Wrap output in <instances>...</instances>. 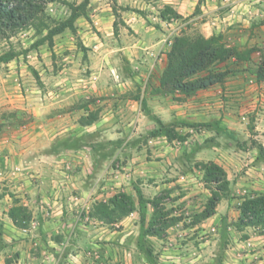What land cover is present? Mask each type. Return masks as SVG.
Returning <instances> with one entry per match:
<instances>
[{
  "label": "rangeland",
  "instance_id": "rangeland-1",
  "mask_svg": "<svg viewBox=\"0 0 264 264\" xmlns=\"http://www.w3.org/2000/svg\"><path fill=\"white\" fill-rule=\"evenodd\" d=\"M83 1L58 0L49 4L46 10L47 24L53 26L68 19L72 5L79 6ZM150 27L153 34L145 31ZM47 34V29L39 31L29 27L10 39L0 40V55L9 50L17 53L9 62L0 63L2 132L7 126L24 125L37 119V109L34 110L33 106L20 100L8 102V91H14V98L29 94L33 102L37 103V95L44 86L43 76L47 73L43 70L57 65V45L67 41L71 46L67 50L68 58H60L59 63L62 67L73 66L77 78L85 80L91 76L92 66L97 68L102 64L114 69L121 68L125 73L121 77L122 81H125V77H132L134 71L142 69L149 73L144 92L148 98L162 92L153 86L154 62L147 56L160 60L164 54V61L166 58L168 62V52L178 36L194 39L222 34L226 46L242 54V58L234 56L227 61L226 66L237 70L229 77L248 74L249 83L252 84L251 80L259 81L258 65H264V0H90L86 13L77 18L74 30L66 29L54 36L52 42L45 40ZM156 35L164 39V48L158 56L152 54L149 48L146 52L142 50V57L141 54L137 57L132 51L121 49L146 36H149L145 39L146 46L152 47L150 42ZM165 47L167 50H164ZM93 52L99 56L101 53L104 57L108 55V61L105 59L102 63L100 57H91ZM221 65L225 67V64ZM170 97L175 105H180L185 96L176 93L170 94ZM142 107L146 117L140 123V133L132 138H122L121 150H126L125 157L132 159L135 153L136 159H139L145 157L141 150L148 147L149 155L146 157L157 161L161 156L154 155L150 145L155 140L161 145L162 138L165 144L174 149L173 163L176 171L172 175L158 177L138 176V181L145 177L147 179L144 180L146 184L143 190L137 185L134 189L130 187V192L114 190L109 196L92 203L86 202L83 207L80 206L66 216L62 230L52 236L40 233L41 221L32 214L26 227L14 228L10 223L11 229L0 219V264H226L228 252L238 244H243L239 252L242 254L260 244V238L257 237L264 235V227L249 226L240 230L236 223L244 197L264 192L250 191L230 181L231 193L221 200L214 217L195 222V215L205 209L211 190L205 181L202 165L209 161L196 159L191 151L195 153L212 148L214 142L228 145L229 136L225 135L227 129L219 124L212 127L203 125L218 121L187 122L175 117L172 122H165L152 112L147 101H143ZM251 109L249 105L244 111L238 109L237 116L244 124L243 131L255 133L257 110ZM97 112L94 110L87 117L91 115L97 119ZM157 119H161L164 126ZM166 129L171 130L172 139L166 135ZM155 131L160 132L155 134ZM71 137L69 141L77 148H83L89 143L85 135ZM242 141L238 138L237 145L244 149L254 145L253 141L257 140L251 138L244 143ZM136 159L131 160L128 166H138L142 158L139 161ZM127 163L126 159L114 158L111 165L120 169ZM169 181L174 184L164 186ZM137 189H141L147 199L160 198L169 222L172 217L178 218L162 235L153 236L148 233L154 208L149 203L141 205ZM119 193H126L134 199L137 206L135 211L114 222L91 216L95 203L107 202Z\"/></svg>",
  "mask_w": 264,
  "mask_h": 264
},
{
  "label": "crops",
  "instance_id": "crops-1",
  "mask_svg": "<svg viewBox=\"0 0 264 264\" xmlns=\"http://www.w3.org/2000/svg\"><path fill=\"white\" fill-rule=\"evenodd\" d=\"M145 31L154 33L151 27ZM147 38L149 36L121 49L132 51L137 57L141 54L142 57V50L146 52L149 48L152 54L158 56L164 48V39L156 35L150 42L152 47H149L146 46ZM69 44V41L58 43L57 65L44 68L43 71L47 73L43 76L44 86L37 95V103L29 94L14 98V91H8V102L20 100L33 106V109H37L38 117L27 124L3 129L6 142L0 144V219L5 221L4 225L11 229L10 223L14 228L18 227L8 212L15 200L19 199L33 217L41 221L40 233L52 236L62 230L65 217L86 202L92 203L109 196L114 190L130 192L137 185L142 189L147 179L145 177L138 181V176L172 175L176 171L174 149L165 144L162 138L161 145L151 140L152 153L161 156L157 161L146 157L149 155L148 147L141 150L145 157L139 159H136L135 153L132 159L127 158L126 150H121L122 138H132L140 133V123L146 117L143 101H147L152 112L165 122H172L175 117L187 122L218 121L219 126L230 131V134L227 130L225 133L229 136L228 145L214 142L212 148L195 153L191 151V154L198 160L222 165L232 183L250 191L264 192V158L260 157L259 148L248 145L243 149L237 145L238 138L243 140L242 143L252 138L264 146V80H251V84L248 74L233 75L221 84L185 96L180 105H175L168 94L158 92L152 98L144 95L149 73L142 69L134 71L132 77H125V81H122L125 73L121 68L114 69L102 64L97 68L92 66L91 76L85 80L77 78L73 66L62 67L59 63L60 58H68ZM164 50H167L166 47ZM102 54L99 56L93 52L91 57H100L102 63L105 59L108 61V55L104 57ZM147 58L154 62L153 86L157 90L167 60L165 58L164 61V54L160 60H153L150 55ZM247 105L252 111L257 110L255 133L243 131L244 124L237 116L238 109L244 111ZM94 110L98 111L97 119L92 124L82 125L81 117H87ZM214 133L219 135L217 131ZM72 135H85L89 143L77 148L69 141ZM114 158L126 159L128 163L115 169L111 165ZM140 158L138 166H128L131 160L139 161ZM164 184L172 186L174 182ZM1 224L2 221L0 227ZM257 238H260V244L246 254L239 253L243 244L230 250L226 264H264V235Z\"/></svg>",
  "mask_w": 264,
  "mask_h": 264
},
{
  "label": "trees",
  "instance_id": "trees-1",
  "mask_svg": "<svg viewBox=\"0 0 264 264\" xmlns=\"http://www.w3.org/2000/svg\"><path fill=\"white\" fill-rule=\"evenodd\" d=\"M58 0H0V40L10 39L17 32L34 27L37 30H48L45 40L53 41L54 36L64 32L66 29L74 30L77 18L86 13L90 0H84L81 5H72L70 17L56 25H49L47 7ZM14 50H9L0 55V63L9 62L16 56ZM234 56L242 58V54L235 48H228L223 42V35H213L209 38L199 36H178L168 52V62L160 77V91L163 94L175 95L181 93L190 96L196 92L211 88L223 83L231 74L237 70L226 66L229 59ZM225 64V67L221 65ZM258 80H264V65L259 64L257 69ZM96 120L95 116L84 117L81 123L91 124ZM163 125L161 119H157ZM215 123H204L212 127ZM193 126V125H192ZM162 130V129H160ZM160 131H155L157 134ZM227 132L230 131L227 129ZM166 135L173 138L170 129H166ZM253 144L260 150V157L264 158V146L257 141ZM205 170V181L211 190L205 209L195 215V222H202L216 213L221 200L231 193L230 180L225 168L214 162H203ZM139 200L142 206L149 203L154 208V213L149 221L148 233L153 236H160L166 228L178 220L172 217L171 222L162 208L159 197L147 199L141 189H137ZM137 208L134 199L126 193H119L107 202H97L91 209V216L114 222L129 215ZM9 217L19 227L28 226L31 213L19 199L9 209ZM145 217L144 215L142 216ZM237 227L243 230L246 227H264V193L244 197L240 206V216Z\"/></svg>",
  "mask_w": 264,
  "mask_h": 264
},
{
  "label": "built area",
  "instance_id": "built-area-1",
  "mask_svg": "<svg viewBox=\"0 0 264 264\" xmlns=\"http://www.w3.org/2000/svg\"><path fill=\"white\" fill-rule=\"evenodd\" d=\"M5 142H6V139L3 136V132L0 130V144L5 143ZM214 230H215V228H214Z\"/></svg>",
  "mask_w": 264,
  "mask_h": 264
}]
</instances>
